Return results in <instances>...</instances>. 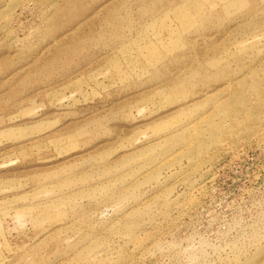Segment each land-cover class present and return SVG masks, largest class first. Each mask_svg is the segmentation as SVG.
<instances>
[{"label": "rangeland", "instance_id": "rangeland-1", "mask_svg": "<svg viewBox=\"0 0 264 264\" xmlns=\"http://www.w3.org/2000/svg\"><path fill=\"white\" fill-rule=\"evenodd\" d=\"M0 264H264V0H0Z\"/></svg>", "mask_w": 264, "mask_h": 264}]
</instances>
